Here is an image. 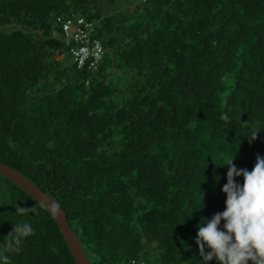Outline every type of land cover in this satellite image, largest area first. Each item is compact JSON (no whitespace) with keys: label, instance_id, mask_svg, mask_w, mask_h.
I'll return each instance as SVG.
<instances>
[{"label":"trees","instance_id":"obj_1","mask_svg":"<svg viewBox=\"0 0 264 264\" xmlns=\"http://www.w3.org/2000/svg\"><path fill=\"white\" fill-rule=\"evenodd\" d=\"M125 1L0 0V161L59 204L91 264H203L197 226L225 210L227 159L264 157V0ZM58 16L94 22L96 70ZM0 181V256L75 264L53 217ZM20 222L34 234L7 252Z\"/></svg>","mask_w":264,"mask_h":264},{"label":"clouds","instance_id":"obj_2","mask_svg":"<svg viewBox=\"0 0 264 264\" xmlns=\"http://www.w3.org/2000/svg\"><path fill=\"white\" fill-rule=\"evenodd\" d=\"M220 119L227 121L228 117L222 114ZM259 132L253 127L250 142L256 140ZM233 161L232 158L227 159L224 166L228 168L227 182L222 188L226 195L225 210L210 220H201L197 226L195 243L203 264L213 259L217 264H264V157H256L251 171L238 170ZM241 176L242 185L236 183V178ZM41 207L54 216L60 215L55 201L41 203ZM16 212L21 215L30 212L35 214L37 208L17 207ZM221 221L224 222L223 230ZM33 234L34 229L30 223H17L4 238V248L7 252L19 251L22 241ZM0 262L10 264L9 256H0Z\"/></svg>","mask_w":264,"mask_h":264},{"label":"built area","instance_id":"obj_3","mask_svg":"<svg viewBox=\"0 0 264 264\" xmlns=\"http://www.w3.org/2000/svg\"><path fill=\"white\" fill-rule=\"evenodd\" d=\"M56 22L61 26L63 38L67 43H73L70 52L76 66L96 70L103 57V49L98 40L91 39L94 22L83 17L65 18L63 16H58Z\"/></svg>","mask_w":264,"mask_h":264},{"label":"water","instance_id":"obj_4","mask_svg":"<svg viewBox=\"0 0 264 264\" xmlns=\"http://www.w3.org/2000/svg\"><path fill=\"white\" fill-rule=\"evenodd\" d=\"M0 175L12 182L30 197H32L37 203H49L55 201L48 193L44 192L42 189L37 187L33 182H31L27 177L18 172L12 167L3 164L0 161ZM56 202V201H55ZM57 203V202H56ZM60 215L54 216L47 209H44L53 217L56 221L67 245L74 258L75 264H91L81 242L77 238L75 232L71 229L69 223L67 222L66 215L62 208L57 203Z\"/></svg>","mask_w":264,"mask_h":264},{"label":"rangeland","instance_id":"obj_5","mask_svg":"<svg viewBox=\"0 0 264 264\" xmlns=\"http://www.w3.org/2000/svg\"><path fill=\"white\" fill-rule=\"evenodd\" d=\"M131 2H132L131 0L125 1L127 6H130ZM117 5H118V3H117ZM115 8L119 9V7H115ZM111 9H113V8H111ZM113 10H115V9H113ZM4 188L5 187H4L3 181H0V204H2L5 201L6 197H7V194H6Z\"/></svg>","mask_w":264,"mask_h":264}]
</instances>
